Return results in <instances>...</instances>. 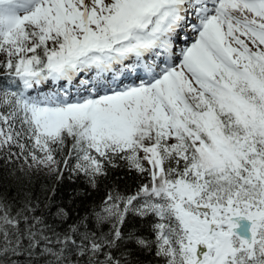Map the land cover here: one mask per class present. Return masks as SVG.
<instances>
[{"label": "snow or ice", "instance_id": "obj_1", "mask_svg": "<svg viewBox=\"0 0 264 264\" xmlns=\"http://www.w3.org/2000/svg\"><path fill=\"white\" fill-rule=\"evenodd\" d=\"M13 157L104 192L0 197V264H264V0H0Z\"/></svg>", "mask_w": 264, "mask_h": 264}, {"label": "trees", "instance_id": "obj_2", "mask_svg": "<svg viewBox=\"0 0 264 264\" xmlns=\"http://www.w3.org/2000/svg\"><path fill=\"white\" fill-rule=\"evenodd\" d=\"M21 167L25 169L24 173L20 171ZM115 175L121 180V187L132 184L131 177L125 176L123 171ZM103 192V186L98 191L92 190L83 176L69 178L65 173L63 179H53L46 171L28 170L23 157L7 161L0 158V197L16 206L31 197L34 202L40 203L38 214L45 216L49 223H55L56 227L60 226L55 216L58 208L66 210L68 223H71L94 207ZM141 230L144 235H150L147 224L141 225ZM133 260L136 264H158L154 252L137 251Z\"/></svg>", "mask_w": 264, "mask_h": 264}, {"label": "rangeland", "instance_id": "obj_3", "mask_svg": "<svg viewBox=\"0 0 264 264\" xmlns=\"http://www.w3.org/2000/svg\"><path fill=\"white\" fill-rule=\"evenodd\" d=\"M47 88H48V86L46 85V86H45V91H47Z\"/></svg>", "mask_w": 264, "mask_h": 264}]
</instances>
